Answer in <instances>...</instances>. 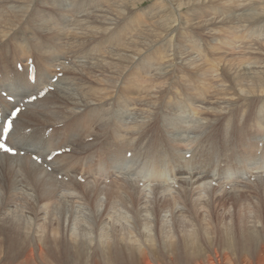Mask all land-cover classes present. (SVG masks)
<instances>
[{
    "label": "bare ground",
    "instance_id": "obj_1",
    "mask_svg": "<svg viewBox=\"0 0 264 264\" xmlns=\"http://www.w3.org/2000/svg\"><path fill=\"white\" fill-rule=\"evenodd\" d=\"M78 1L64 2L66 14L54 20L47 13L55 12L51 0H0V104L4 117L22 108L6 140L18 154L0 150V212L6 211L0 217V255L2 239L7 242L19 229L27 234L48 230L24 215L23 208L11 209L15 200L22 197L32 212L26 200H37L34 207L45 217L50 205L58 208L55 198L65 196L63 190L85 185L75 197L85 202L90 197L80 193L95 191L99 213L105 190L111 200L98 217L106 216L112 224L124 221L123 231L130 229L135 236L123 235L129 259L118 264H264V241L250 228L264 220L261 202L251 199L264 194V185L258 187L264 178V40L257 39L258 32L264 33V0H157L146 13L139 10L149 0H81L90 2L83 14L73 13ZM133 10H138L137 17L148 15L149 21L161 25L151 32L160 33L162 45L149 46L153 35L146 34L148 44L140 41L136 49L128 36L121 47L112 42L101 46L97 40L114 36L120 23L127 22L119 27L123 32L141 31L131 27L140 22L137 18L130 23ZM175 19L179 28L172 33L168 23ZM236 28L243 45H226L223 39L221 45H207L213 31L234 36L230 31ZM64 79L71 81L72 89L59 88ZM110 108L118 115L129 113L123 120L117 115L109 121ZM132 110V126H125ZM198 111L201 121L193 118ZM193 125L195 136L186 132ZM184 144L190 146L188 157L178 149ZM129 159L133 163L124 164ZM224 181L230 184L226 191L234 187L244 194L232 197L233 207L241 204L239 221L233 215L221 220L226 229L216 246L214 214L204 199ZM158 189L168 193L163 205L177 219L175 231L159 228L160 235L170 239L162 240L159 248L140 243L137 231L139 227L144 232L153 222L159 206L155 202L152 207L149 195ZM129 203L140 205L132 210L134 223L125 206ZM177 206L182 210L176 211ZM193 216L200 219L199 225ZM87 217L84 221L91 225ZM109 230L106 234L114 235V227ZM175 233L181 237L172 241ZM48 239L37 238L33 247L31 236L15 238L16 257L8 258L5 251L0 264H54L46 256ZM247 245H255L254 258L242 249Z\"/></svg>",
    "mask_w": 264,
    "mask_h": 264
},
{
    "label": "rangeland",
    "instance_id": "obj_2",
    "mask_svg": "<svg viewBox=\"0 0 264 264\" xmlns=\"http://www.w3.org/2000/svg\"><path fill=\"white\" fill-rule=\"evenodd\" d=\"M51 1L54 4V11L55 12L47 11V13L52 15L54 20H58V19H61L63 17L62 13L64 11H63L62 5L64 4V2H70V3L72 2V0H51ZM156 1L157 0L146 1V3L142 5L143 8H141L139 10V12L143 11V13H146L144 11V9L148 10V8L150 6H152L154 3H156ZM237 2H238V0L230 1V3H233V4H237ZM88 5H90V2L81 3V0H79L78 2H75L73 5V13L76 12V13H82L83 14ZM59 7L61 9H59ZM137 11L138 10H133L132 11L133 14H131L129 16L132 20L130 23H133V20H136L137 18H139V17H137L138 15H135L137 13ZM187 12L188 11H184V15ZM70 15H72V13ZM150 17L151 16L147 15V16H145V19L139 18L140 19L139 23H137V24L133 23V25L131 27H134V29H137L136 26H139L142 28V29L140 28L141 31L137 35H134V31L132 32L131 29H129L125 32H123L124 30L121 31V29L127 23V22H124V23H120L118 25L121 28L120 30H119V27L117 26L118 29L115 30L114 36H109V37L105 36V37L99 38L97 41L101 43L100 44L101 46H103L104 44L112 42L111 44L116 45L117 47H121V45H123L122 40L127 39L126 37L128 36V38H129L128 40H130V38L132 37V39L130 41H132L133 44L130 47L133 49L137 48V45L139 44L140 41H142V43L144 45H147L148 42L145 38V35L146 34H152L151 31L154 28L161 27V25H159V23L156 20H154L153 22L149 21ZM128 18H126V19H128ZM175 18L178 19V14ZM176 19L174 20V23H176L175 25H174V23H172V24L170 22H169L170 24L168 23V26L174 28V30L172 28V33L173 32L177 33L178 28H179V25H177L178 22L176 21ZM119 22H121V20H119ZM146 22H147V24H146ZM238 30L236 28V29H233L230 31L232 33L235 32L234 36L232 34L227 35L226 33L220 32L219 30H215V31H213V32H215L213 34V37L209 40V43L207 45H211V48H213V46L221 45L225 41H226L225 42L226 45L229 42L230 43L234 42L232 44L234 47H236V46L238 47V45L240 46L241 44L243 45L244 40H242V38L239 36L241 34L239 28H238ZM119 31L123 32V33L118 35ZM168 32H166L165 35ZM221 34L223 35V37L225 36V38H223L221 36ZM140 35H141V37L138 39V37ZM236 35H237V37H236ZM228 37L230 38V40H228L229 39ZM232 37H233V39H232ZM234 37H235V39H234ZM238 37L240 39H238ZM257 37H258L257 39L259 41L264 40V33L258 32ZM152 38H153V40H151L149 42V46H155V45L161 46L162 45L161 40H160V33L153 35ZM106 39H108V40H106ZM222 39L225 41H223ZM233 40H236V41H233ZM197 41H199L198 37H197ZM221 42H223V43H221ZM235 43H236V45H235ZM224 47H225V49L227 48L226 46H224ZM229 48L230 47H228L227 49H229ZM155 50H160V49H155ZM238 52L239 51H237L236 53H238ZM214 75L216 76V74H214ZM65 78H69V77L66 76ZM70 82L71 81L67 80V79L61 80L60 82H58L59 88L61 90L72 89V87L69 85ZM61 86H62V88H61ZM214 95L215 94H212V96H214ZM138 108L139 107H137L136 110H138ZM241 110L245 111V108H243ZM241 110H239V116H241L240 115ZM133 111L134 110H132L130 112L131 114L133 113L131 115V118L129 120H127V122H128L127 124H129V122H131L130 125H127V124H125V122L122 121L125 126H132V122L134 120L133 116H135V114H134L135 111L134 112ZM186 112L189 114L190 110H186ZM127 113H129V112H127ZM127 113H123L122 115H118V113L115 112L114 108H110L107 119L109 121H113L115 119H118L117 118V115H118L120 117V119L123 120L125 114H127ZM198 113H199V111L197 112L196 116L194 115L193 118L196 121H201L200 118H198V117H200V115H198ZM188 120H190V119H188ZM187 124H190V122ZM186 132L190 133V135L195 136V134H192L193 132H195L194 125L192 127H188L186 129ZM171 139H173V137ZM195 141H196V138H195ZM200 141L201 140H198V142L196 141L197 145H198V143L200 144ZM208 141H209V139H208ZM206 145H208V143ZM178 149L182 152V154L186 153L185 154L186 157L190 156V153L188 152V151H191L190 146H187L184 144L182 146L183 150L181 149V146H179ZM193 150H194V148L192 149V151ZM65 151L69 152V149H63L62 150L63 153ZM178 153L180 154V152H178ZM33 161H35V160H33ZM171 161H172V163H171L172 167L173 168L175 167L176 168L175 170H179L180 166L177 163H174V161L172 159H171ZM125 163H133V161H131V159H129V160H125L124 164ZM139 164H141V163H139ZM136 168H139V167H136ZM186 172L188 175H190V173H191V171L189 169H186ZM262 174H260V175H262ZM189 177H191V176H189ZM262 177H264V175ZM60 178H61V176H59V179ZM78 181L82 182L83 179L80 177V178H78ZM257 181H258V179H257ZM214 182H218V181H214ZM256 182H254V183H256ZM119 183H123V182H119ZM170 183L175 184V182H170ZM248 183H250V180L247 182H243V184L240 183V186L241 187L245 186ZM229 185L230 184H228L225 181L223 182V185H222V182H221L219 188H217L218 189V191H216L217 193L215 192L213 196H212V194H209V196L204 199L205 201H207L209 208L211 210V213L214 214V217H213L214 220L212 221L214 223L213 226L215 227V235H214L213 244L216 246L217 245L219 246L221 244L219 237L222 236L223 231L226 229V226H224L222 223L220 224L221 220L222 219L229 220L230 218H232L231 215H233V218L235 217L239 221L238 215H239V209L241 207V204H240V207H238V206L233 207L232 205H234V203L232 202V197L233 196L236 197L238 195L240 196L241 194H244V193L242 192L243 190L242 191H240L238 189L236 190L233 187V184H231V187H233V188H231L230 191H226L225 189ZM263 185H264V178L262 179V181L258 182V187L259 186L262 187ZM84 187H85V185H82L79 187L75 186L73 188H70L69 190H63V193H66L65 196L59 195L55 198L56 203L58 205V208L54 209V208H52V205H50V207H48V211L50 210V214H46L45 217H42L41 211L39 213L41 216L38 214L40 207L39 208L34 207L35 204L37 203V200L36 201H34V199H32L31 201L26 200L32 206L34 212H32L28 208L24 207L25 206L24 201H23V203L20 201L22 197H20L18 200H15L14 201L15 203L11 209L15 208L16 206H19V208H23L24 209V215H27L28 218H32V222H34L36 224H43V223L46 224L48 227V230L45 231L43 229H40L37 232H33L31 230L30 231L31 233L27 234L26 230L22 228V229H19L15 234H13L8 239L7 242L3 238L2 239L3 240L2 244L4 243L3 249H2L3 253L0 255V262L5 260V255H6L7 251H9L8 258H10L11 256L16 257V255L18 253V249L13 247L12 242L14 241L15 238L21 237L22 235H24L25 237L31 236V241H32L31 243L33 244L32 245L33 247L37 246V244L34 243L37 240V238H44V237L48 236L49 237L48 246L45 249L46 256L54 264H109V262H117V264H118V263L126 262L129 259L127 256V253L125 251L126 243L122 242L121 240H123L125 238V237H123L124 234H125L126 238H128V239L134 238L135 237L134 234H132L130 229L126 230V232L123 231L124 227L122 225L124 224V221H121V223L113 222V224H112V222L109 221L110 219L107 218L106 216L102 217V218L98 217V214L103 213L107 202L111 200L110 196L104 190L106 188L105 186L99 187V188H103V190H104L103 191L100 189V192L103 191V198L104 199L102 198L103 199V202H102L103 206L100 207L99 213L97 211L98 210L97 204L100 203V201L97 199L96 205H94V203H93V197L96 194L95 191H92V193H89L87 195L80 193L82 195V197L83 196L90 197V199L86 200L85 202L82 201L80 198L75 197L77 194H79V189L84 188ZM60 188L61 187H59V189ZM28 189H29V187H28ZM176 189H178V188L176 187ZM70 190H72V193H73L72 195L69 194ZM84 190H85V188H84ZM115 190H116V188H115ZM29 193L31 194L30 197L34 198V195H32L31 191ZM158 194L160 195V197L156 196ZM248 194H251V193H248ZM167 195H168V193H163V191H161L159 189H158L157 193H151L149 195V198L151 197L150 200L153 203L152 207H155V205H156L155 202L158 203L159 207H157L156 215H152L153 222L149 223L150 226L144 227V232L147 234H150V236H152L150 239L148 238L146 240V238L143 237L145 235V233L142 230H139V227H137V231L139 232L138 238L140 239V243H142L143 245L148 246V245L152 244L155 247L159 248L162 245V240H164V241L170 240L168 238V236L160 235L159 228L162 226L165 229L166 233H171V232L175 231V229H176L177 219L174 217V214L172 215V212H171L172 210H170L169 208H165V206L163 205L164 200L166 199ZM1 197H2V195L0 196V199H1ZM251 197H252L251 198L252 200H258L259 202H261L260 207H262V211H263L264 210V194H262L260 197H258V196H251ZM238 198L240 199V197H238ZM75 202H78V204ZM180 203H183V202H180ZM125 206L131 212L130 222L134 223L135 218H133L134 213L132 212V210L135 211L137 209H140V205H137L136 203H129L128 205H125ZM181 208H183V207L177 206V208H175V209H176V211H179V210H182ZM190 208H192V205H190ZM175 209H173V211ZM4 213H6V211H4V210L2 212H0V217H4L5 216ZM86 216H89V217H87V219H89V222L91 223V225L87 224V222L84 221ZM139 217L141 218V221L145 220L143 213L140 214ZM192 219H194L195 225H199L200 219L198 217L193 216ZM225 220H224V222H225ZM59 222L61 223L60 226H58ZM118 222H119V220H118ZM120 224H122V225H120ZM111 226L114 227V235H107L106 233H108L110 231L109 229L111 228ZM52 227H57L58 231L51 233L50 229H52ZM154 228H155V230H154ZM250 228L252 230H258V232H255V233H257L259 235V237L264 241V220H261V224L251 225ZM180 237H181L180 234L175 233V238L171 239V240L177 241ZM26 242L28 244H31L29 241H26ZM106 248L113 250L114 253H111V254L108 253L106 251ZM241 248H242V246L239 249H241ZM242 249L244 250V252L247 256L254 258V253L256 252L255 245H247V247H245V248L243 247Z\"/></svg>",
    "mask_w": 264,
    "mask_h": 264
},
{
    "label": "snow or ice",
    "instance_id": "obj_3",
    "mask_svg": "<svg viewBox=\"0 0 264 264\" xmlns=\"http://www.w3.org/2000/svg\"><path fill=\"white\" fill-rule=\"evenodd\" d=\"M12 128H13V123H12V121H9V122H8V127H7V129H6V132H11V131H12ZM0 150H2V151L5 152V153H9V154H11V155H13V156H15V155L18 154V153L15 151L14 148L9 147V146L7 145L6 140H5V142L0 143ZM49 159H52V157L49 156Z\"/></svg>",
    "mask_w": 264,
    "mask_h": 264
}]
</instances>
